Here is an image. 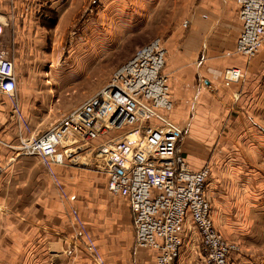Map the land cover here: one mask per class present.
Instances as JSON below:
<instances>
[{"label": "crops", "instance_id": "obj_1", "mask_svg": "<svg viewBox=\"0 0 264 264\" xmlns=\"http://www.w3.org/2000/svg\"><path fill=\"white\" fill-rule=\"evenodd\" d=\"M82 2L0 0V18L4 30L11 26L17 45L38 30L65 28ZM221 3L216 26L194 20L169 47L165 71L174 99L171 117L186 133L180 142L186 162L193 168L211 167L206 192L215 225L246 249L234 253L232 263L264 264V46L252 58L237 53L243 29L238 6L234 0ZM230 67L241 68L245 76L226 81ZM69 73L61 81L71 90ZM81 81L75 106L65 113L83 103ZM4 116L0 109V136ZM18 144L0 143V264H98L77 218L92 223V237L109 264H158L156 251L136 246L130 205L109 192L106 175L55 165L65 198L42 159L20 155L12 147ZM233 148H240L241 155ZM200 244L199 234L188 229L173 264H204Z\"/></svg>", "mask_w": 264, "mask_h": 264}, {"label": "built area", "instance_id": "obj_2", "mask_svg": "<svg viewBox=\"0 0 264 264\" xmlns=\"http://www.w3.org/2000/svg\"><path fill=\"white\" fill-rule=\"evenodd\" d=\"M221 1L203 0L197 15L214 26L222 15ZM234 1L243 24L236 52L252 58L264 46V0ZM189 24L190 19L183 22L185 28ZM3 33L0 18V94L15 98L16 61L3 46ZM167 51L159 40L145 47L89 99L41 134L21 135L12 147L39 156L65 198L55 165L106 175L109 192L130 205L136 246L156 251L158 264H173L188 229L200 236L204 264H233L238 248L215 226L207 197L211 170L191 167L180 151L184 129L171 117L174 99L165 71ZM244 76L240 68L225 71L229 82ZM0 143H6L1 136ZM3 171L0 164V176ZM77 221L87 250L98 264H109L83 221Z\"/></svg>", "mask_w": 264, "mask_h": 264}, {"label": "rangeland", "instance_id": "obj_3", "mask_svg": "<svg viewBox=\"0 0 264 264\" xmlns=\"http://www.w3.org/2000/svg\"><path fill=\"white\" fill-rule=\"evenodd\" d=\"M202 1L83 0L76 17L67 20L65 28L38 30L29 36H22L17 45L12 28L7 25L2 36L3 46L16 61L19 82L15 98L0 94V109L7 121L1 129L4 132L1 136L3 141L19 143L21 133L31 136L47 130L62 113L75 106L74 98L80 80L81 100L85 102L145 47L159 40L169 50L179 41L182 30L194 20L211 26L196 13ZM186 19H190V24L185 28L183 22ZM23 39L28 44L23 46ZM43 42L44 46L37 44ZM47 63L50 67L46 66ZM70 71L73 79L71 90L68 89L70 84L61 81V75ZM59 80L60 85L55 82ZM64 96H71L72 99L65 100ZM185 137L184 131L181 140ZM233 153L241 155V149L233 148ZM205 166L211 170L208 164ZM83 223L93 236L92 223L88 226L85 221ZM223 236L237 246L236 254L246 252L241 243Z\"/></svg>", "mask_w": 264, "mask_h": 264}, {"label": "flooded vegetation", "instance_id": "obj_4", "mask_svg": "<svg viewBox=\"0 0 264 264\" xmlns=\"http://www.w3.org/2000/svg\"><path fill=\"white\" fill-rule=\"evenodd\" d=\"M65 50H66V47H65ZM64 52H66V51H64ZM46 66L50 67V64L47 63ZM16 72H17V66H16ZM17 77H18V73H17ZM18 82H19V77H18Z\"/></svg>", "mask_w": 264, "mask_h": 264}]
</instances>
